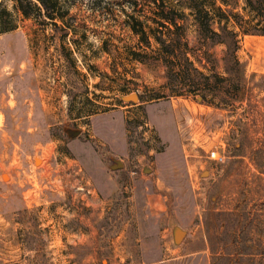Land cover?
I'll list each match as a JSON object with an SVG mask.
<instances>
[{
    "label": "rangeland",
    "instance_id": "374dc122",
    "mask_svg": "<svg viewBox=\"0 0 264 264\" xmlns=\"http://www.w3.org/2000/svg\"><path fill=\"white\" fill-rule=\"evenodd\" d=\"M1 9L0 264H264L260 13L246 0H55L54 27L12 0ZM198 15L236 33L243 96L190 91L200 76L170 69L178 56L227 74Z\"/></svg>",
    "mask_w": 264,
    "mask_h": 264
},
{
    "label": "trees",
    "instance_id": "16d2710c",
    "mask_svg": "<svg viewBox=\"0 0 264 264\" xmlns=\"http://www.w3.org/2000/svg\"><path fill=\"white\" fill-rule=\"evenodd\" d=\"M14 8L19 11L23 16H29L31 11L33 10L36 14V17L44 15L55 27V23L53 22L56 18H61V14L57 13L55 9V0H12ZM248 5L260 13L264 17V0H246ZM195 14H200L201 11L199 8L195 7ZM163 12V9H161ZM167 14V13H166ZM207 14V13H206ZM8 12L4 9H1L0 12V31H5L10 28V26H6L4 20L6 16H8ZM166 24L163 26L169 30V25L174 26V29H177L179 26L176 21L172 17H165ZM198 22V32L203 37V40L209 44L222 43L225 45V52L223 56V60L226 62L225 71L226 75L219 76L216 73L212 74H204L196 68H191L186 65L187 58L182 59V61L178 58L177 55H174L176 52V46L173 43H165L162 37L158 35H154V39L161 44V49L163 52L167 54H173L177 56V70L170 68L174 73L181 77H189L188 75L197 74L200 76V82L197 84H193V78L189 79L187 83L189 85L190 91L200 89L203 92L209 91L211 93H219L222 92L226 94L228 98H238L244 95L245 92V79H244V66L239 63L235 56V52L237 50V39L236 33L233 30L227 28L226 25H220L218 31H214L209 27V23L202 22L200 16L197 17ZM132 30L136 34H140L142 40L148 45V34L143 30H138L135 25H131ZM264 34V28L262 30H256ZM173 42V41H172ZM175 42V41H174ZM171 47V49H169ZM133 56L135 59L141 62H145L146 54L134 52ZM229 62V65L228 63ZM169 69V70H170ZM195 72V73H194ZM219 91V92H218Z\"/></svg>",
    "mask_w": 264,
    "mask_h": 264
},
{
    "label": "water",
    "instance_id": "95a60500",
    "mask_svg": "<svg viewBox=\"0 0 264 264\" xmlns=\"http://www.w3.org/2000/svg\"><path fill=\"white\" fill-rule=\"evenodd\" d=\"M125 98L127 99H132V100H137L138 99V95L136 93H132V94H129L127 96H125ZM184 234L183 231L179 232L177 234V240H180L181 236Z\"/></svg>",
    "mask_w": 264,
    "mask_h": 264
},
{
    "label": "built area",
    "instance_id": "2783aa9c",
    "mask_svg": "<svg viewBox=\"0 0 264 264\" xmlns=\"http://www.w3.org/2000/svg\"><path fill=\"white\" fill-rule=\"evenodd\" d=\"M215 153L216 152L214 150H212L211 151V156L214 157V158H220V156H218V155L216 156Z\"/></svg>",
    "mask_w": 264,
    "mask_h": 264
}]
</instances>
